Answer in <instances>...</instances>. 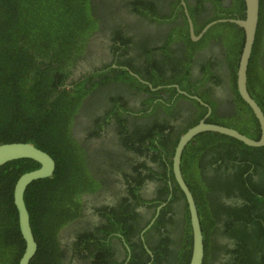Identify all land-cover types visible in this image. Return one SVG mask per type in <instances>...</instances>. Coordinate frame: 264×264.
<instances>
[{"label": "flooded vegetation", "instance_id": "1", "mask_svg": "<svg viewBox=\"0 0 264 264\" xmlns=\"http://www.w3.org/2000/svg\"><path fill=\"white\" fill-rule=\"evenodd\" d=\"M241 1L91 0L87 42L72 51L78 58L61 87L78 97L83 82L86 91L72 118L76 145L67 155L75 160L64 161L51 185L57 162L47 153L52 175L23 195L31 229L55 246L35 264H180L179 253L191 256L188 205L172 171L180 136L204 119L253 140L259 130L260 138L237 88L244 34L224 21L244 18ZM254 37L246 88L264 115V0ZM140 128L163 133L172 155L141 144ZM209 134L196 136L180 157L203 235L202 264H264V202L247 232L238 225L248 214L236 216L251 196L264 198V146L245 149ZM168 202L162 227L153 228ZM160 240L173 255L156 262L152 248Z\"/></svg>", "mask_w": 264, "mask_h": 264}, {"label": "trees", "instance_id": "2", "mask_svg": "<svg viewBox=\"0 0 264 264\" xmlns=\"http://www.w3.org/2000/svg\"><path fill=\"white\" fill-rule=\"evenodd\" d=\"M241 5L242 18L244 16L242 1ZM92 10L94 5L91 4V0H0V145L30 143L50 154L57 162L56 179L53 182L47 181L51 185L58 182V174H61L64 161L75 160L72 155H67L68 149L76 145L71 134L72 118L73 112L79 106L80 98L86 91L83 82H78L80 84L76 94L79 98L73 97L69 88L61 87L78 58V53L72 51L79 50L87 42ZM123 74L128 75L126 71H123ZM207 121L215 122L212 118ZM158 133L140 128L139 142L142 144L147 141L153 149L159 147L165 151L166 156H171L172 152L164 140L165 135L160 131ZM214 135L216 134H209ZM248 135L254 138L253 134ZM254 135L255 140L258 139L259 130ZM219 137L241 144L232 139L222 138L224 137L222 135ZM241 145L249 149L244 144ZM190 147L191 144L186 150ZM54 152L57 153V157ZM168 165L171 168L170 161ZM261 167L264 172V164H261ZM38 168L39 164L30 159L14 160L0 166V264H18L24 252L25 242L18 227L13 190L21 175ZM183 170L184 167L182 172ZM147 171L152 172L151 168ZM135 197L141 200L139 195L135 194ZM261 202H264V198L253 195L250 197L249 205L236 212V216L248 214L239 221L240 230L247 232L248 222L254 221L250 216L259 212L258 203ZM170 205L171 202H168L165 208L167 211L164 214L160 213L153 228L162 227L166 214L170 212L168 211ZM187 221L189 222L188 219ZM124 228L123 232H126V226ZM186 228L189 234V223ZM31 230L38 246L37 254L30 261V264H35L41 255L48 257L54 250L51 248L54 241L51 239L47 243L43 234ZM160 235L170 243L171 240L164 233ZM186 240L190 241L191 237H186ZM159 243L152 248L156 262L165 255H173L162 240ZM179 254L180 264H188L190 253ZM131 260V264L137 262L134 258ZM137 264L144 263L138 261Z\"/></svg>", "mask_w": 264, "mask_h": 264}, {"label": "water", "instance_id": "3", "mask_svg": "<svg viewBox=\"0 0 264 264\" xmlns=\"http://www.w3.org/2000/svg\"><path fill=\"white\" fill-rule=\"evenodd\" d=\"M244 3V18L243 19H230L224 20L235 24L243 31V46L237 68V88L243 101L249 106L255 115L260 127V138L258 140L250 139L234 129L224 126L205 123L204 119L194 126L190 127L184 132L177 143L174 155L172 157V171L175 180L185 196L191 224L192 235V251L188 264H202L203 260V235L195 207V203L187 185L185 184L180 171V160L182 151L186 145L192 141L196 136L202 133H215L227 136L237 141H240L248 147H263L264 146V115L256 102L251 99L246 88V77L249 59L251 56L252 48L254 45L255 37L259 18V0H242ZM208 25L204 31L209 27ZM192 28V26H191ZM192 39H196L191 37ZM30 159L39 164V168L21 175L14 185L13 190V203L17 210L18 227L22 239L25 242V248L18 264H29L37 251V245L30 227L29 214L26 209L23 195L26 188L33 181L48 178L54 171V161L45 152L39 150L30 143H8L0 145V166L7 162Z\"/></svg>", "mask_w": 264, "mask_h": 264}, {"label": "rangeland", "instance_id": "4", "mask_svg": "<svg viewBox=\"0 0 264 264\" xmlns=\"http://www.w3.org/2000/svg\"><path fill=\"white\" fill-rule=\"evenodd\" d=\"M230 39V38H229ZM226 44L228 45V47L230 48L231 46H233V42L231 40H228L226 42Z\"/></svg>", "mask_w": 264, "mask_h": 264}]
</instances>
